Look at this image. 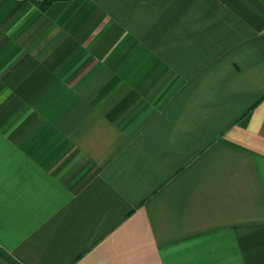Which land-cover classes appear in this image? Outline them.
Segmentation results:
<instances>
[{
	"label": "crops",
	"instance_id": "crops-1",
	"mask_svg": "<svg viewBox=\"0 0 264 264\" xmlns=\"http://www.w3.org/2000/svg\"><path fill=\"white\" fill-rule=\"evenodd\" d=\"M0 264H264V0H0Z\"/></svg>",
	"mask_w": 264,
	"mask_h": 264
},
{
	"label": "trees",
	"instance_id": "trees-1",
	"mask_svg": "<svg viewBox=\"0 0 264 264\" xmlns=\"http://www.w3.org/2000/svg\"><path fill=\"white\" fill-rule=\"evenodd\" d=\"M44 6H45V4H44Z\"/></svg>",
	"mask_w": 264,
	"mask_h": 264
}]
</instances>
